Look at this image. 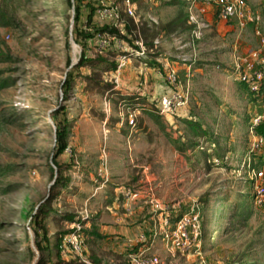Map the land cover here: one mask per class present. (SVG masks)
<instances>
[{"label": "rangeland", "instance_id": "obj_1", "mask_svg": "<svg viewBox=\"0 0 264 264\" xmlns=\"http://www.w3.org/2000/svg\"><path fill=\"white\" fill-rule=\"evenodd\" d=\"M131 1L133 18L124 14V0L80 2L78 25L85 32L109 25L122 36L112 40L101 33L111 44L99 51L92 42L84 55L114 62L116 71L121 55L116 42L136 49L134 42L141 41L143 61L168 53L180 67L190 63L171 90L186 103L170 115L160 114L159 99L152 102V116L123 103L120 94L134 99L141 89L121 77L129 62L118 74L76 67L83 48L72 35L75 0H0V264H129V252L119 253L103 239L91 240L83 225L102 211L109 224L106 205L116 189L142 191L148 185L169 194L164 203L170 230L180 211L199 216V238L188 252L172 249L154 232H141L149 242L141 251L148 249L145 253L160 264H264V136L253 129L264 121V89L250 93V85L242 88L230 49L237 41V54L258 48L264 54V0H246L260 17L257 25L199 40L191 38V26L172 22L189 0ZM87 2L93 7L89 24ZM154 23L159 30L164 27L167 39L147 48L153 45ZM185 43L183 54L174 58ZM110 50L118 52L116 58L106 54ZM190 51L195 57L186 59L199 61H180ZM145 66H131L129 74ZM69 74L73 80L67 88ZM98 77L102 84L94 88ZM129 113L135 114L133 128L127 124ZM58 126L65 129L67 148L53 162ZM180 144L188 148L182 154L176 148ZM57 163L67 166V173ZM59 175H66L68 185L56 183ZM47 200L44 232L34 217ZM77 231L83 235L84 259L64 244L57 258L58 236Z\"/></svg>", "mask_w": 264, "mask_h": 264}, {"label": "crops", "instance_id": "obj_2", "mask_svg": "<svg viewBox=\"0 0 264 264\" xmlns=\"http://www.w3.org/2000/svg\"><path fill=\"white\" fill-rule=\"evenodd\" d=\"M190 0L185 3L182 7L181 17H178L174 20H172L173 24H179L183 22V25H188L187 22V7L190 4ZM202 20L206 24V27L202 30V38L206 36V34L216 33L218 37L226 35L227 33H230L231 31H235L236 28L233 26V24L230 23H224L221 21H218L216 19L214 9H208L204 16L202 17ZM139 22V23H138ZM138 26H141L140 21H138ZM252 26V25H251ZM154 31L152 38H153V45L151 47L156 48L154 43H157L159 38L166 40V30H164V27L162 26V29L159 30V27L157 26V23H154L150 26V28ZM193 29V28H192ZM238 30V29H237ZM239 31V30H238ZM228 35V34H227ZM191 38H192V32H191ZM194 38V37H193ZM192 38V39H193ZM195 39V38H194ZM199 40V39H195ZM237 41L235 42V45H231L230 49L232 50V56H231V64L234 63V58L238 55L237 54ZM186 43L183 46H180L177 48V50H180V53H178L174 58L178 59L180 55L183 54L181 51ZM146 54V53H145ZM168 53H164L163 55H156L155 57H152L150 59L149 63H145L144 61L140 60V58L131 59L129 60L128 65H126V68L122 71L121 77L122 79L127 80L130 79L132 82L135 83V85H139L141 87L140 93L138 94L146 99L149 102H153L155 100H158L160 98V94L169 93L170 85L166 80V76L169 73V71L173 70L176 72V77L179 80V72L184 70L185 72L189 71L190 63L184 66H179L176 62L173 60H169L167 57L171 58V55H167ZM187 57H195V51H190V55H184L180 61L187 63V62H198V60L193 59L192 61L190 59H186ZM143 58V57H142ZM136 60V61H135ZM139 61H142L141 63ZM137 62V63H136ZM136 64L143 65L146 68L137 67V74H129V68L131 66H136ZM148 64V65H147ZM200 64L197 65V68H200ZM178 72V74H177ZM107 157V156H106ZM108 161V159H107ZM103 173V169H100ZM104 175V174H103ZM104 177V176H103ZM108 178L105 179V181L96 188V191H100L102 188H104L105 184L107 183ZM149 187L142 188V191H139L138 198L131 202L130 204H126L124 202L123 193L126 190H122L123 188L116 189L114 195H111L112 201H108L107 197H103V200H107L108 204L106 205V212L109 214L108 218H110L109 224H105V221H103V211L101 213H95L97 216L93 218H88L89 221H86V225H83V228H87L88 236L90 239H103L104 242L113 243L116 245V249L119 253H126L127 252H133L134 251H141V249L145 248L146 245H149L148 239L146 234L141 233L145 231L144 229L148 230L149 232H154L155 235H159L163 237V234L165 230H168L171 227V214L168 210V207L166 206L165 198L169 196L168 192H165V189L160 190L156 188L155 190L148 185ZM135 190V189H133ZM170 190V189H169ZM95 191V192H96ZM163 193V194H162ZM97 195V194H96ZM95 193H93L89 198H87L86 203H90L92 198L96 196ZM158 195V197H157ZM179 203L176 204L178 206ZM166 207L167 208V218H168V226L165 225V221L163 219V215L165 213L160 211V208ZM106 214V215H107ZM151 215V216H150ZM150 216V217H149ZM143 220V221H141ZM152 221V223H151ZM175 224V223H174ZM139 233V235H138ZM140 237H143L145 239L144 243L138 242V239ZM148 247V246H147ZM148 249L145 250V252ZM144 251V250H143ZM128 253V255H129ZM127 255V256H128ZM128 258V257H127Z\"/></svg>", "mask_w": 264, "mask_h": 264}, {"label": "built area", "instance_id": "obj_3", "mask_svg": "<svg viewBox=\"0 0 264 264\" xmlns=\"http://www.w3.org/2000/svg\"><path fill=\"white\" fill-rule=\"evenodd\" d=\"M100 1V0H99ZM187 7V22L193 28L192 36L195 39L202 37V30L206 24L202 17L208 9H214L216 19L224 23L233 24L240 32L247 29L249 25H257L260 17L256 15L248 6L246 0H190ZM124 14L128 17H134L136 5L131 0H124ZM116 9V8H115ZM100 17H104V14ZM112 15L110 14V17ZM113 16L118 18V13L114 11ZM255 35L261 36L258 29H255ZM109 37L104 34H98L94 41L95 46L99 51L107 48L111 43ZM117 40L116 38H111ZM261 46L264 47V39H261ZM136 49L123 46L122 42H116V46L121 51V55L117 56L116 73L129 62L131 56L144 57L146 49L141 41L134 42ZM129 52V55H127ZM234 69L237 73V78L250 85L252 92H258L262 85H264V54L260 48L249 50L247 53L238 55L234 58ZM116 80V79H115ZM166 80L170 85V90L176 88L178 85L176 72L171 70L166 76ZM184 96L177 92H169L161 96L158 100V109L160 114L170 115L177 109H182L186 103ZM127 124L129 127H135V114L129 113L127 115ZM139 191L133 189H126L123 193L124 202L128 205L138 198ZM160 211L167 212L166 207L160 208ZM198 214L189 213L181 216L170 230H165L163 237L170 243L172 249L181 253L188 252L199 238V224ZM165 225L168 226V218L166 213L163 215ZM83 235L81 232L68 234L63 238V244L71 248L79 255L80 260L84 259L85 247L82 243ZM138 242L144 243L145 239L140 237ZM129 264H160L159 259L153 255H147L145 251L132 252L128 255Z\"/></svg>", "mask_w": 264, "mask_h": 264}, {"label": "trees", "instance_id": "obj_4", "mask_svg": "<svg viewBox=\"0 0 264 264\" xmlns=\"http://www.w3.org/2000/svg\"><path fill=\"white\" fill-rule=\"evenodd\" d=\"M84 0H75V2L78 4V6L76 7L75 6V17H74V21H75V25H74V28H73V31H72V35H73V39L74 41L79 44L82 48H83V52H82V55L80 56V59H79V62L77 63L76 67L79 68V67H82V66H88L89 68H91L92 70H98V71H101V72H106V71H115V68H116V64L114 62H111V61H106L104 59H89L87 58L84 54V47L88 44H91L92 42L95 41L96 39V36L98 34H101V33H108L110 34V36H113V37H116V39H119V38H122L121 34H120V31L117 29V28H111L109 27V25H105L101 28H94L93 32H85L82 27H80L78 25V22H79V14H80V2H82ZM87 5H90V15L88 17V20H87V24L90 23V18H91V15L93 14V7L91 6V4L89 2H87ZM125 29L127 31H129V27L125 26ZM147 48H150L151 45H146ZM108 53H106L108 56L112 57V58H116V55H117V51L115 50H110V51H106ZM136 58H140V60L143 61V58L142 57H136ZM145 63H148L147 61H144ZM73 80V75L72 74H69L68 77H67V88H68V85L69 83ZM241 85H242V88L244 89H247L248 90V85L243 83V82H240ZM102 84L101 82V79L100 77H98V81L94 82V88H98V86ZM244 86V87H243ZM264 89V85L261 86L259 92H263L262 90ZM252 91H250L251 93ZM121 96V100L123 101V103H126L128 104L129 106H131L132 108H135V107H139L141 108V110H143L144 112H147L148 114H150L152 116L153 112L150 111L152 110L151 107L153 105L152 102H149L147 101L146 99L144 98H141L137 95L138 98H124L122 97V94H120ZM141 103V104H140ZM155 106V105H154ZM156 108V106H155ZM58 128L60 129V134H57V145H56V153H55V156H54V159H53V162L56 158L61 156L62 154H64L65 150H66V145L64 143V133H65V129H63V127H59ZM58 129V130H59ZM253 129L255 130V132L261 136H264V121L262 123H260L259 125H257L256 127H253ZM177 150L179 151V153H183L185 152L188 148L184 145V144H180L179 146H176ZM193 148V146H192ZM56 162V161H55ZM57 165V168L58 170H61L63 169L66 173H67V166H63L61 167L58 163L56 164ZM66 176V175H65ZM65 176H61L59 175V181L57 180L56 183H58L59 185H61V187H65L66 185H68L69 183V179L66 178ZM48 200L46 202V204H42L39 208V211H38V215L35 218V221H34V225L37 226V229H43L44 228V225L41 224L43 221V219L45 217H47L48 215V212H49V209L47 208V204H48ZM51 210V209H50ZM25 214L26 215H29V212L28 211H25ZM182 216V212L180 211L179 213H177V216H175V219H173V223H176V221H178V219ZM73 220V219H72ZM71 221V219H70ZM44 231V229H43ZM45 232V231H44ZM69 232H65L63 233L62 235H59L58 238H57V241L54 245L55 247V250H56V257L61 258V254L63 252V250L65 249L64 245H63V238L66 234H68ZM133 252H136L133 250Z\"/></svg>", "mask_w": 264, "mask_h": 264}]
</instances>
